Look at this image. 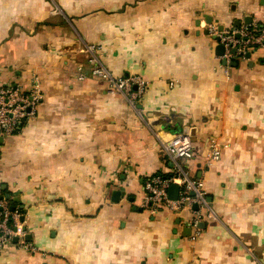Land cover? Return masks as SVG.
Returning <instances> with one entry per match:
<instances>
[{
    "label": "crops",
    "instance_id": "1",
    "mask_svg": "<svg viewBox=\"0 0 264 264\" xmlns=\"http://www.w3.org/2000/svg\"><path fill=\"white\" fill-rule=\"evenodd\" d=\"M244 24L264 25V0H0V86L37 76L43 93L0 137V198L36 251L14 238L0 264H264V47L226 62L210 35ZM92 46L115 78L148 83L135 105L90 75ZM180 135L207 194L194 241L192 208L142 207Z\"/></svg>",
    "mask_w": 264,
    "mask_h": 264
},
{
    "label": "built area",
    "instance_id": "2",
    "mask_svg": "<svg viewBox=\"0 0 264 264\" xmlns=\"http://www.w3.org/2000/svg\"><path fill=\"white\" fill-rule=\"evenodd\" d=\"M210 35L216 42L224 46L225 54L222 60L230 62L233 58L245 57L258 48L264 47V25L244 24L239 28L218 30L216 26L210 29ZM99 47H90L91 55L88 64L91 66L92 77L107 82L110 93L121 92L132 103L136 104L146 92L148 83L140 76L115 78L110 71L100 64L95 56ZM235 50V52H233ZM79 79L86 80L90 75L82 72L79 67ZM32 88L24 92L13 86H0V137L16 134L27 120L35 116L37 106L43 99L39 78L34 76ZM164 150L174 163L171 174H160L149 178L145 183V196L142 207L150 212H158L167 207L172 211L192 208L194 217L189 226L194 230L190 235L195 240L202 220L201 208L207 206L206 191L203 182L194 178L186 166V162L194 157L196 148L189 135H180L164 145ZM222 155L216 144H211L205 164L211 167L221 161ZM172 185H178L180 191L177 200L169 199ZM26 231L19 222V214L13 211L4 198H0V252L18 238V246L26 251L35 252L36 248L25 240Z\"/></svg>",
    "mask_w": 264,
    "mask_h": 264
},
{
    "label": "water",
    "instance_id": "3",
    "mask_svg": "<svg viewBox=\"0 0 264 264\" xmlns=\"http://www.w3.org/2000/svg\"><path fill=\"white\" fill-rule=\"evenodd\" d=\"M220 47H221V49H222V53H221V55H224V53H225V48H224V46H222V45H220ZM233 52H235V50H234ZM225 63H226V62H225ZM232 65H233V66H236V64H232ZM179 191H180V187H179L178 185H172L171 188H170V190H169V199H170V200H174V201L177 200V199H178ZM113 196H114L113 201H114L115 203H118V202L120 201L121 192L117 191V192L114 193ZM193 209H194V210H198V206L195 205V206L193 207ZM17 241H18V239L16 238L15 242H17Z\"/></svg>",
    "mask_w": 264,
    "mask_h": 264
}]
</instances>
